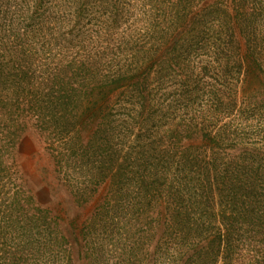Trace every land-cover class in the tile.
I'll return each mask as SVG.
<instances>
[{
	"label": "rangeland",
	"instance_id": "rangeland-1",
	"mask_svg": "<svg viewBox=\"0 0 264 264\" xmlns=\"http://www.w3.org/2000/svg\"><path fill=\"white\" fill-rule=\"evenodd\" d=\"M32 1L34 0H0V63L17 56L12 53L16 50L27 54V57L19 56L18 60L17 57L14 58L18 65L31 61L30 76L26 78L24 84L27 85L22 89L25 96L22 99L25 101L24 112L35 114V111L44 112L43 109L46 108L45 100L38 101L40 92L39 88L34 87L36 79L43 78L60 62L65 63L74 56L77 57L83 49L102 48L104 45L97 39L103 28H106V32L114 31V38H110L112 43L102 52V57L107 61L102 63L100 69H91L90 72V69L84 68L75 74L76 80H82L92 89H89L91 95L83 98L78 109L84 110L86 114L77 121L62 122V129L51 127L48 131L49 136L52 139L58 138L57 140L69 136L73 139L80 136L95 140L103 136V129H109L112 132L111 147L116 149L118 155L106 181L102 182L91 199L80 203L73 199L67 182L83 181L90 174V161L84 158L62 170L55 167L49 158V148L45 143L47 140L41 133L45 127L37 123L36 129L30 128L28 135L20 140L15 149L22 189L25 190V195L21 194V201L27 204L11 207L10 213L17 220L14 226L7 229V233L13 242L21 243L20 247L30 250L37 262L52 264L50 255L54 254L56 263H60L64 251L58 249L53 252L36 242L39 239L44 241L41 235L44 216L34 209L37 205L50 210L59 221L67 240L65 246L68 248L71 264H167L168 257H172L170 250L160 248L161 252L153 254L143 251L152 234L145 232L149 226L147 210L150 207L155 210L153 204L157 199L165 207L166 214L169 211L167 208L172 205L190 207L187 194L199 191L198 185L206 182L201 179L204 161H200L199 165L194 160L192 164H188L197 154V149L203 146L198 143L191 145L190 137L180 133V128L201 105L200 96L191 91L188 74L194 73L192 68H195L202 51L192 46L184 48L177 45L176 48L169 47L167 54L154 58L156 63L148 76L143 98L130 91L131 81L128 80L120 81L118 85L113 83V92L103 98V92L108 89L103 86V74L107 64L114 70L125 61L136 62L139 55L143 54L141 50L136 51L137 48L148 50L157 46L161 32L179 24L170 19V14L181 10H141L140 6H134L132 10H111L116 14L115 20L114 15L111 20L105 18L110 10H83L87 14L86 25L84 21L87 19L81 22L78 20L80 24L76 23L72 35L67 32V26L61 31L62 34L59 35L56 31L55 35V20L71 10H56L54 0H43L47 9L35 10ZM226 1L232 6V10H237L235 0ZM246 6L254 9L256 20L250 16L245 18L238 12L241 10H237L236 13L232 11L235 22L254 26L264 37V0L259 3L247 0ZM73 22L75 21H71ZM22 27L34 28L38 32L32 31L21 36L19 30ZM40 27L48 28V32L42 34ZM85 30L88 32L82 38L81 31ZM96 30L98 33H95ZM102 37L105 35L102 34L100 38ZM1 80L2 78L0 93L9 84V79ZM250 85L264 94V74L261 78L252 80ZM68 108L71 110L73 107L69 104ZM249 108L228 122L231 127L228 124L225 127L230 131L236 127L235 135L242 143L254 144L263 150L264 105L254 110ZM222 122V117L219 116L215 123L220 125ZM105 148L93 150L98 153L105 151ZM185 157L188 158L187 162ZM220 162L217 168H221L222 173L231 171V166L227 164L229 170H225L226 164ZM215 172L218 179L213 181L216 183V195L212 201L214 208H220L225 216L232 214L234 217L228 220L231 224L245 220L237 230L244 240L237 245V249L244 254L240 256L241 260L248 259L244 264H264V190L261 189L264 181L257 183L258 187L252 194V207L257 215L242 217L235 211L237 204L231 197L232 192L220 182L222 175L216 170ZM144 183H148L150 189L144 188ZM145 191L148 196L144 198ZM178 192H182L186 199H179ZM141 197L144 198L142 201ZM191 198L193 199V195ZM32 212L40 216L39 222L35 221V227L28 224L27 228L24 218L27 219ZM228 221L225 223H229ZM185 243L186 240L182 241L180 246ZM185 248L187 246L182 249ZM187 251L192 252L189 248Z\"/></svg>",
	"mask_w": 264,
	"mask_h": 264
},
{
	"label": "trees",
	"instance_id": "trees-1",
	"mask_svg": "<svg viewBox=\"0 0 264 264\" xmlns=\"http://www.w3.org/2000/svg\"><path fill=\"white\" fill-rule=\"evenodd\" d=\"M257 1L260 2V0H252L253 3ZM32 2L35 10L47 9L43 0ZM54 2L53 6L56 10H71L55 20L56 28L53 30L55 35L56 31L59 35L62 34L61 31L65 26L68 27L67 32L72 35V31L76 29L75 26L87 19V14L83 10H110L105 17L109 20L113 18V15L115 20L116 16L111 10H132L134 6H140L141 10H181V12L170 14V19L176 20L179 24L161 32L157 46L152 49L150 47L148 50L137 48L136 51L141 50L143 54L139 55L136 62L125 61L114 70L110 69L109 64L106 65L103 86L108 89L103 92V98L113 92V83L118 85L123 80L131 81L130 91L136 92L139 98H143L148 76L156 63L154 58L167 54L169 47L172 49L178 47L177 45L201 49L202 53L198 56L196 66L192 68L194 73L188 74V80L192 85L191 91L200 96L201 105L199 110L194 112L187 123L180 128V133L190 137L191 145L198 143L203 146L197 149V154L188 164H192L194 160L199 165V162L203 160L205 167H203L201 179L206 182L198 185L199 191L187 194L190 207L181 208L180 205H172L171 208H167L169 211L166 214L161 201L155 200L153 204L156 207L155 210L151 207L147 210L149 226L146 227L145 232L152 234L148 237L150 241L146 242L143 251L153 254L160 251V248L164 251L170 250L172 257H168L167 264H244L248 259L242 261L240 258L244 254L237 249V245L239 241L244 240L237 230L245 223V220L231 224L228 220L234 216L229 213L225 216V212L220 208H214L212 201L216 195L214 190L216 183H213L218 179L216 170L222 175L220 182L227 185V189L232 192L231 197L237 204L235 211L242 217L257 215L252 207L254 199L252 194L258 187L257 183L264 181V149L261 150L254 144L242 143L237 134L235 135L236 127L232 131L225 127L239 113H245L247 107L254 110L264 105V94L257 91V87L250 85L252 80L261 78L264 74V37L254 26L248 23H236L233 17V12L241 10L238 12L245 18L250 16L255 21L254 9L246 6L247 0H235L237 10H232V6H229L226 0L219 2L210 0H54ZM16 10H19L18 7ZM117 15L119 16L118 13ZM71 21L75 22L71 23ZM87 21L88 19L84 21L85 25ZM20 29L22 30H19V35H27L32 31L38 32L34 28ZM105 29H102L97 39L98 42L101 41V45H104L101 46L102 48L83 49L77 57L74 56L65 63L60 62L43 78L36 79L37 83L34 87L39 88L40 92L38 101L45 100L46 108L43 109L44 112L36 113L35 111V114L32 113L34 116L24 112L25 101L22 100L25 97L22 89L24 85H27V83L24 84L26 78L30 76L31 61H26L25 65H18L14 59L17 57L18 60L19 56L27 57V54L19 50H16L19 53L9 50L10 54L12 52L17 56L0 63V78L3 81L9 79L6 90L0 93L2 103L0 106V264H45L37 262L30 250L20 247L21 243L13 242L7 233V229L14 226L17 220L10 213L11 207L27 204L21 201V194L25 195V190L22 189L15 149L20 140L28 135L27 131L30 128L36 129L35 125L40 123L47 129L41 133L45 141L47 140L45 143L49 148V158L55 167L62 170L73 163L81 162L84 158L90 161V174L88 178L86 177L87 180L85 178V181L77 183L67 179L69 192L75 201L85 203L91 199L112 172L111 165L116 160L118 152L113 146L111 147L112 132L109 129H103V136L95 140L80 136L77 139L69 136L57 140L58 138L52 139L48 131L51 127L62 129V122L77 121L86 114L84 110L78 109L83 98L91 95L89 89H92L82 80H76L74 77L84 68L90 69V72L95 69L98 71L102 63L107 61L102 57V52L109 43H112L110 38H114L115 32L109 30L106 32ZM39 30L42 34L48 32V28L44 27H40ZM86 32L88 31H81L82 38H85ZM95 33L98 31L96 30ZM102 34L105 35L102 37V39L105 38L104 40L100 38ZM69 104L73 107L71 110L68 108ZM219 116L223 121L220 125L215 123ZM103 147L106 148L102 152L97 153V150H93ZM185 161L187 162L188 158L185 157ZM220 161L226 164L225 170H229L227 164L231 166V171L222 173L221 168H217ZM148 187L150 185L144 183V188ZM261 189L264 190V187ZM143 194L145 198L148 193L145 191ZM177 195H180L181 200L186 199L182 192H178ZM142 197L140 201L144 199ZM34 209L44 216V228L41 234L44 241L39 239L36 242L53 252L61 249L64 251V256L58 264H71L70 254L65 246L67 240L57 218L48 209L39 208L37 205ZM39 217L32 212L27 219L24 218L26 227L29 228V225L35 227V221L39 222ZM226 220L229 223H225ZM185 240L186 243L180 246ZM184 246L187 248L183 250ZM188 248L192 251L191 253L187 251ZM50 256L52 264H57L56 256L54 254Z\"/></svg>",
	"mask_w": 264,
	"mask_h": 264
}]
</instances>
